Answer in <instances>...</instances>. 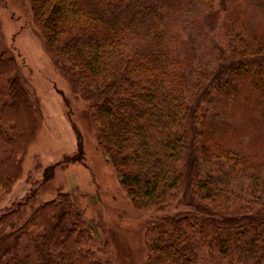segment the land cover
Listing matches in <instances>:
<instances>
[{"label": "trees", "instance_id": "16d2710c", "mask_svg": "<svg viewBox=\"0 0 264 264\" xmlns=\"http://www.w3.org/2000/svg\"><path fill=\"white\" fill-rule=\"evenodd\" d=\"M27 1L50 59L90 105L98 147L135 208L185 207L146 223L147 264H202V250L227 264H264V178L248 172L264 159V28L256 26L263 16L252 17L254 25L244 10L231 16L219 65L205 73L186 55L185 18L214 25L216 4L228 13L236 0ZM210 105L231 107L254 129L243 127L259 138L255 155L209 122L218 119ZM42 123L18 60L3 53L0 190L21 178ZM84 159L81 141L64 162ZM223 165L245 176L240 193ZM96 242L69 193L42 202L33 190L0 212V264H111L92 249Z\"/></svg>", "mask_w": 264, "mask_h": 264}, {"label": "rangeland", "instance_id": "374dc122", "mask_svg": "<svg viewBox=\"0 0 264 264\" xmlns=\"http://www.w3.org/2000/svg\"><path fill=\"white\" fill-rule=\"evenodd\" d=\"M263 7L264 0H236L230 11L225 13L221 12L219 1L215 6L219 17L214 25L204 21L203 16L192 17V21L200 18L196 24L185 18V51L193 67L205 73L215 70L221 56L219 47L224 48L228 41L226 31L230 17L244 10L254 25L255 18L252 17L261 14L263 18L256 19V26L259 24L264 28ZM3 53L18 60L24 87L41 108L43 123L23 159L21 178L10 192L0 190V212L33 190H36L42 202L54 200L60 193H69L84 212L86 227L93 229L97 237L92 249L101 258L107 256L111 264H147L146 223L175 215L184 211L185 207L176 201L164 209L140 211L135 208L121 186L116 170L98 147L90 118V105L80 98L50 59L42 37L32 24V11L27 0H0V56ZM217 105L208 106L210 117L214 113L218 114V119L213 120L212 117L209 122L224 132L228 130V140L240 142L241 153L255 155L252 147L259 138L243 131V127L249 124L236 118L231 107ZM249 128L254 132V129ZM81 141L85 152L84 161L65 163L66 158L78 153ZM235 147L238 149V146ZM3 150L0 145V154ZM260 151L264 156V149ZM254 163L257 168L260 167L261 173L255 164L248 172L262 180L264 159H255ZM50 166H56L55 175L45 181L46 170ZM223 166L225 172L222 176L230 190L240 193L247 185L245 176L241 173L236 175L227 165ZM200 257L202 264H227L213 258L206 250L200 252Z\"/></svg>", "mask_w": 264, "mask_h": 264}]
</instances>
